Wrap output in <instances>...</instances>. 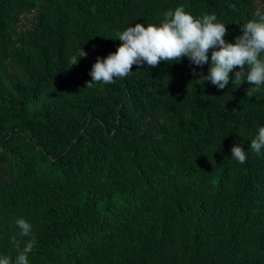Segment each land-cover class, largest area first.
<instances>
[{
  "label": "trees",
  "instance_id": "1",
  "mask_svg": "<svg viewBox=\"0 0 264 264\" xmlns=\"http://www.w3.org/2000/svg\"><path fill=\"white\" fill-rule=\"evenodd\" d=\"M181 5L215 14L228 43L264 14V0H0V257L31 239L22 218L29 264H264V149L250 147L264 86L198 83L209 65L184 57L87 88L119 33Z\"/></svg>",
  "mask_w": 264,
  "mask_h": 264
},
{
  "label": "clouds",
  "instance_id": "2",
  "mask_svg": "<svg viewBox=\"0 0 264 264\" xmlns=\"http://www.w3.org/2000/svg\"><path fill=\"white\" fill-rule=\"evenodd\" d=\"M230 7L235 10V5ZM163 15L160 25L149 24L145 27L137 23L119 33L118 40L122 44L106 58L97 57L89 73L91 81L86 82L87 88L93 87L95 83L112 84L117 79L126 78L132 73L133 65L156 67L161 61L180 62L184 57L199 67L209 65L207 75L197 74L193 69V74L200 76L196 80L198 83L208 81L222 90L230 81L235 87L247 82L251 85L247 96L259 92L264 86V14L258 11V19L249 20L241 28L243 34L236 37L235 43L225 41L227 29L225 24L217 22L215 14L195 18L181 5ZM86 55L82 50V58ZM237 68L239 71H234ZM233 72L234 77L230 75ZM250 147L255 153L264 149V127L258 129ZM231 157L240 164H244L247 159L246 152L239 145L231 148ZM16 224L21 236H31V239L21 250L20 242L13 237L12 243L18 251L15 264H29L28 255L37 243L32 235V225L22 218ZM0 264H12L11 257H0Z\"/></svg>",
  "mask_w": 264,
  "mask_h": 264
}]
</instances>
